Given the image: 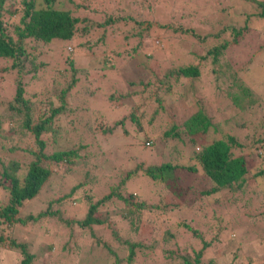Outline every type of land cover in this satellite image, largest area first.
I'll use <instances>...</instances> for the list:
<instances>
[{
  "label": "rangeland",
  "instance_id": "1",
  "mask_svg": "<svg viewBox=\"0 0 264 264\" xmlns=\"http://www.w3.org/2000/svg\"><path fill=\"white\" fill-rule=\"evenodd\" d=\"M147 1L155 10L154 16L150 15L153 21L152 30L146 38L137 36L135 32L137 29L133 27L132 35L129 31H122L118 34V39L107 34L109 29H106V44L99 41L94 44L98 33L90 30L86 34L90 42L89 49L88 45L80 49L66 45L65 52H61L63 46L60 44L41 47L37 55L43 59L49 57L50 63H55L45 69L43 74L39 72L38 86L31 84L26 87L27 96H30L32 92L40 93L39 98L49 95L53 86L59 89L58 80L62 81L60 84L63 83V79L58 78L61 75L58 73H65L69 69L64 59L65 56L73 59V66L82 69L98 67L95 61L107 54L112 67L92 71L94 74L92 82L97 87L96 93L87 99L90 89H86V82L78 81L69 90L68 106L64 114L59 116L62 134L57 142L60 148L72 146L71 143L76 138L81 139L82 143L87 144L88 142V146L82 148L85 154L87 152L86 163L84 161L82 165L80 163L82 159H76L75 164H71L70 168L82 173L90 164L89 170L95 173L97 179V185L91 192L93 199L115 187L126 171L136 172L125 180L123 192L132 191L138 200L144 199L148 203H151L153 198H157L160 186L155 185L153 188L147 182L148 179L142 173L141 164L143 163L144 168L148 165L170 162L173 159H178V163L182 164L191 163V159L187 158L191 145L186 136L181 134L183 141L177 137L163 139L162 132L172 124H179L185 116L197 110L198 105L208 112L212 119L209 130L194 135L195 144L192 147L195 150L196 147L201 148L225 133L236 135L239 142L247 144L248 137L261 130L257 119L264 117V16L250 17V12H248L250 4L239 0ZM167 1L169 3H166ZM76 2L81 3V0H76ZM96 2L97 0H93L89 4L93 5ZM111 2L121 7L118 0ZM60 6L61 8L69 7L66 2ZM159 7L170 8V16ZM111 10L113 11L114 8ZM111 10L106 9V13ZM134 10V5H131L128 9H120L112 15H123L128 11L135 16ZM103 17L100 15L95 19ZM159 24H165V27ZM167 24H173V27L179 26L181 30L172 31L171 27L167 28ZM224 24L234 28L245 24L247 27L234 42H232L235 36L234 30L230 29L221 31L217 37H207L202 42L199 40V35L217 32ZM128 26L131 24L128 23ZM127 35L128 38L123 41L121 36ZM111 38H113L112 41ZM221 40L228 42V45L222 52L220 51L215 60L211 54L205 55L207 48H212L210 46L216 45ZM132 46L135 47L134 51H130ZM114 47H119L121 50L122 47H127L124 51L132 53L129 55L124 52L118 56L111 52ZM5 63L6 60L0 59V67ZM185 65H196L199 74L185 78H176L174 74H167L168 68ZM53 71L55 74H50ZM80 74L82 72L76 74V78L81 79ZM8 76L0 71L1 100L2 97L9 96L12 90ZM147 76L152 81L148 90L141 92L139 85L128 84L129 81L147 80L145 78ZM42 90L46 92L43 93ZM135 90L138 91L135 92ZM110 92L117 99L109 101L107 95ZM119 94L122 97L118 98ZM29 98L36 104V107L42 109L43 102L42 104L37 100L34 101L31 96ZM83 99L88 104V108L82 109L80 115H77L73 112V106L78 105ZM3 108V105H0V112ZM132 112L143 126L142 135H136V129L131 120L119 124L110 133L102 132L101 127L111 128L114 120ZM67 119H72V123H69ZM86 120L93 128V133L84 132V128L87 127L84 122ZM7 124L9 123H3L0 129V162L5 163L14 159L20 163H27L31 158L30 155L19 149L8 150V144L1 145L2 140L7 137L9 143L13 142V137L7 133V127H9ZM12 127L15 131L20 130V127L15 124ZM145 137L151 141L150 145L143 143ZM16 138L15 134L14 140ZM97 144L100 145L104 154L97 151ZM29 145L30 143L26 142L23 146ZM164 145L172 146L169 148ZM58 146L55 142L52 144L48 140L43 152L49 153L58 149ZM259 147L256 146L255 149L258 154L262 153ZM241 153H244V156L250 160L249 168L253 172L260 158L247 147L243 148ZM83 159H86L85 156ZM46 163L51 168L52 174L49 180L41 186L38 194L20 208V215L36 213L40 208L44 209L47 200H52L57 204V200L67 194L73 183L82 180L80 179L81 174L64 172L65 163L52 165L44 160L43 164L46 165ZM194 176L182 173L180 175L181 185H186L197 178ZM256 186L263 188L264 179L258 181V178L251 177L249 184L247 183L248 191L245 189L247 193L239 194L243 197L252 196L251 190L257 189ZM77 195L71 194L65 197L61 204H57L63 218L70 220L82 217L83 213L77 207L79 205ZM188 195H193L192 189ZM242 196L240 198H243ZM161 199L166 204L160 202V205L163 204L162 210L154 211L153 222L148 218L147 220H135L132 226L124 223L127 224L124 225L125 227L130 226L129 241H139L146 247L144 252L135 249L130 259H127V250L124 247L113 244L111 233L106 238L109 225L117 218L114 211L106 218L105 223L92 229L94 236L90 234L89 229H79L75 226L69 229L64 226L63 222H58L54 216L34 225H16L15 232L7 231L6 233L11 235L16 242L26 243L29 252H36V260L31 264H161L165 260L160 253L163 251L162 248L174 249L175 245L184 248L188 263L193 264L190 247L191 243L197 244L199 240L195 241L191 233L182 228L173 230L171 226L172 221L188 220L189 215L186 210L179 207L181 201L168 191L162 193ZM221 199V203L207 204L201 211L203 215L199 213L201 216L198 217L199 222L206 224L207 228L202 237L211 245L205 248V250L209 248L208 250L202 252L198 264H264V225L261 228L259 220L255 222L251 216L247 215L255 214V210L245 209L247 214L244 215V209L239 202ZM138 200L134 199V202L137 203ZM148 203L145 202V205L147 206ZM174 204H177V207L169 212V205ZM80 205L84 212L86 204ZM108 208L110 210L112 205ZM113 209L117 210L115 207ZM134 211V207L131 206L124 208L123 214L132 217L135 215ZM164 216L170 217L172 221L167 224L154 222L155 220L159 222ZM260 220L264 224V214ZM227 222L233 225L227 227ZM168 224L174 236L164 246L159 236ZM192 224L197 226L198 223L193 222ZM122 226L123 224L119 222L110 225L111 230L121 236L120 238L124 236L120 231ZM156 234L160 235L155 237ZM233 235L234 238H232ZM103 242L109 245L111 252L106 250ZM46 246H50V250H47ZM16 250H12L9 244L4 242L0 247V264H18L22 256ZM76 254L77 259L73 258Z\"/></svg>",
  "mask_w": 264,
  "mask_h": 264
},
{
  "label": "trees",
  "instance_id": "2",
  "mask_svg": "<svg viewBox=\"0 0 264 264\" xmlns=\"http://www.w3.org/2000/svg\"><path fill=\"white\" fill-rule=\"evenodd\" d=\"M89 1L91 2L93 0H81V3L76 2V0H0V59L6 60V63L0 67V71L6 74V76L9 75L8 78L12 84L10 95L2 97V100L0 99V105L4 107L0 112V129H2L3 123H9L7 124L9 125V127H7V133L13 137L14 142L9 143L10 141H8L7 137L2 140L3 143H1V145L8 144V150L19 149L31 157L27 163H20L18 160L14 159L5 163L0 162V247L4 242H7L12 250L17 249L16 251L21 254L22 257L18 264H31L32 261L36 260V252H29L26 243L16 242L11 235L9 236L6 233L7 231H9V233L10 231L15 232L14 227L16 225H34L41 223V221L45 222L49 217L54 216L58 222H63L65 224L64 226L69 229H72L74 226L79 229H89L90 234L94 236L92 229L105 223L106 218L114 211L117 218L115 222L110 225L118 222L121 225L123 224L120 231L124 236L120 238L121 236L115 234L109 225V232L106 234V238H108L109 233H111L113 235V244L124 247L127 250V259H130L135 249L140 252H144L146 249L139 241H129L128 233L130 226L134 224L135 220L138 221L140 219L147 220L149 218V220L153 222L155 212H160L162 210V205L166 204V202L161 199L162 193L164 194L166 191L181 201L179 207L184 209V211L186 210L189 219L172 221L170 217L164 216L159 222L158 220L154 222L159 224L164 222V224H167L172 221L171 226L173 230L182 228L184 231L191 233L195 241L199 240L197 244L191 243L190 252L193 254V264L199 263L202 252L211 245L209 241H205L202 237L205 231H207L206 224H202L198 220V217H201L200 214H202V209L207 204L212 205L216 202L221 203V198L236 203L239 202V204H241L240 206L244 209V215L247 214L245 209L248 211H250V209L255 210V214L247 215L251 216L255 222L259 220L260 227L263 228L262 225L264 224L260 218L264 214V187L261 188L256 186L257 189L251 190L252 196L243 197L239 193L243 195L247 193V183L249 184L251 177L258 178V181L264 179V117L257 119L258 126L261 130L254 132V134L252 133L248 137L247 144L239 142L236 135L225 133L222 136L212 139L207 145L201 146V148L196 147L195 150V148L192 147V145L195 144L194 135L209 130L208 128L210 127V121L212 119L208 112L199 105L197 106V110L185 116L183 120H180V126L179 124H172L168 129L162 132L163 139L167 137H177L183 141L182 135L186 136L187 141L191 145L187 156V158L191 159V163L182 164L178 163V159H173L170 162L148 165L144 168L142 166L143 163L141 164L142 173L147 177V182H149L153 188H155V185L160 186L157 198H153L151 203H148V201L144 199L138 200L136 194L132 191L123 192L122 189L124 188L125 180L136 172L126 171L125 175L115 187L98 198L93 199L91 192L97 185V179L95 178V173L89 170L90 164L82 173H78L76 169L70 168L71 164H75L76 159H82V162H80L82 165L84 161L86 163L87 152L85 154L82 148L84 146L87 147L88 142L87 144L82 143L81 139L76 138L74 142L71 143L72 146L60 148L57 142V139H59V136L62 134L59 116L64 114L68 106L67 96L69 90L78 81L86 82V89H90L87 99H90V97L96 93L97 89L92 82L94 80L92 71L95 69L104 70L106 68H111L112 65L109 63L107 54H104L102 58L95 61L99 65L98 67L80 69L73 66L72 58L65 56L64 59L69 69L67 70L68 72L58 73L61 74L58 78L63 79L62 84H60L62 81H57L59 89H55L57 87L53 86L50 90L51 94L44 95V97L41 98H39L40 93L36 94V92H32L30 95L34 101L37 100L39 103H44H42L44 106L40 109L36 107V104L29 98L30 96L26 95V87L31 84L38 86L39 72L41 74L55 62L50 63L49 57L44 58V60L40 58L37 53L39 52V48L47 47L51 44L62 45L61 52H65L64 49L66 45H72L79 49L88 45L89 49L90 42L86 34L90 30L97 31L98 33L94 44L95 42L97 43V41L106 44V29H109L107 34L114 36L115 39H118V34L122 31H129L132 35L133 32L131 29L133 28L137 29H134L137 36L146 38L152 30L153 21L150 15L154 16L153 12L155 9L151 7L147 0H134V2H130V0H118L122 8L111 2L112 0H97L93 5H90ZM239 1L250 4V9L248 10V12H250V17L264 16V0ZM64 2H66L69 7L66 6V8H61L62 6L60 5ZM166 3L169 2L167 1ZM131 5H134L135 16H132L128 11L123 15H112L120 9H128ZM112 8H114L113 11L111 10ZM159 8L170 16V8ZM106 9H110L111 12L106 13ZM96 14L102 15V17L105 16L100 19H95L100 16ZM128 23H130L131 26H128ZM159 25L163 28L165 27V24ZM170 27L172 31L181 30L179 26L173 27V24H167V28ZM246 27L245 24L238 28L224 24L217 32H212L203 36L199 35V40L202 42L207 37H217L221 31L223 32L226 29H230L234 30L233 33L235 36H233L232 40V42H234L238 36L242 35ZM127 38L128 35L121 36L123 41H126ZM110 40L112 41L113 38ZM227 45L228 42L221 40L216 45L210 46L212 48H207L208 50H205V55L211 54V57L215 60L216 56L220 51L222 52ZM125 49L127 50V47H122V50L119 47H114L111 49V52L118 56L122 55L124 52L130 55L132 53L130 51H134L135 47L132 46L130 51H124ZM57 55L59 57L58 52ZM168 69L170 71L168 70L167 74H174L176 78L194 77L199 74L196 65H185ZM81 72V79L76 78L75 75ZM50 74H55V72L53 71ZM145 78H147V80L140 79L136 82L129 81L128 84L139 85V89L143 92L150 88L152 82L148 76ZM137 91L138 90H135V92ZM44 92L46 91H43V93ZM120 97H122V95L119 94L118 98ZM107 99L112 101L117 98L110 92L107 95ZM87 108L88 104L85 99H83L78 105L73 106V112L80 115V112ZM129 120L134 124L136 135H142L143 126L133 112L119 117L116 121L114 120L111 128H105V126H103L101 130L102 132L107 131L110 133L114 128L118 127L119 124H123L124 121ZM67 121L72 123V119H67ZM84 122L87 125V127L84 128V132L87 134L93 133V128L89 122L87 123V120ZM13 124L20 127V130L15 131L12 127ZM99 126H101V124H99ZM93 127H95V124H93ZM13 130L15 132H13ZM65 131L64 129L63 132L65 133ZM15 134L17 138L14 140ZM48 140H50L52 144L55 142L58 149L52 150L49 153L43 152ZM26 142L30 143V145L23 146ZM143 143L150 145L151 141L145 137ZM97 145V151L104 154L100 145ZM164 146L170 148L172 145ZM256 146L261 147L262 153L258 154L255 152ZM246 147L250 148L253 154L260 158L259 164H257L253 172H251L249 168V163H251L250 160L244 156V153H241L242 149ZM84 156L86 158L85 160L83 159ZM44 160L49 161L52 165L65 163L64 172H76L77 174H81L80 179L82 180L73 183L67 194L59 198L57 202L55 201L57 204H61L65 197L71 194H78L76 196V198L79 199L77 201V203H79L77 207H79V210L83 213L81 218H72L70 220L63 218L58 205L53 203L54 201L52 200H47L44 209L40 208L36 213L20 215V208L38 194L41 186L49 180L52 174V170L48 166V163H46V165L43 164ZM182 173H188L192 175V177L195 175L194 178H197L191 180L186 185H181L180 175ZM161 185L163 186L161 187ZM191 189L193 195L189 196L188 192L191 191ZM245 189L247 191H245ZM240 196L243 198H240ZM134 199H137L138 202H134ZM145 202L148 203L147 206ZM160 202H163V204L160 205ZM82 203L86 204L84 212L80 205ZM52 204L56 206L54 205L51 207ZM111 205L112 208L109 210L108 206ZM113 206L117 208V210L113 209ZM131 206L134 207L135 215L127 217L123 214V210ZM169 207L168 211L171 212L173 208L177 207V204L172 206L169 205ZM99 211L101 212L99 213ZM175 211L172 212L175 213ZM193 222L198 223L197 226H194L192 224ZM124 223L130 226L125 227L127 224ZM230 225L233 224L230 222L228 224L227 222V227ZM168 227H170L169 224L161 235L156 234L155 236L158 237L160 235L159 239L164 243V246H166L165 244L169 243L171 237L174 236L171 232L172 230ZM224 227H226V225ZM154 232L156 233V231ZM232 238H234V235ZM103 245L107 251L111 252L108 244L103 242ZM46 248L50 250V246H46ZM175 248H162L163 251H160V253L165 260L161 264H179L181 262L189 264L188 259H186V254L184 253V248L177 245H175ZM76 256L77 254L73 258L77 259L78 257ZM47 258L46 256V259ZM100 260H102V257H100Z\"/></svg>",
  "mask_w": 264,
  "mask_h": 264
}]
</instances>
